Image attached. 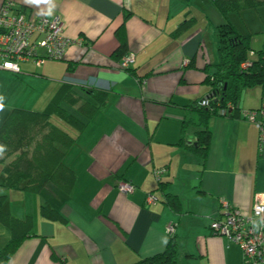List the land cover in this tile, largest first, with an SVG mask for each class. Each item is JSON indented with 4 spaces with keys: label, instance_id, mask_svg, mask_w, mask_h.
I'll return each mask as SVG.
<instances>
[{
    "label": "crops",
    "instance_id": "crops-1",
    "mask_svg": "<svg viewBox=\"0 0 264 264\" xmlns=\"http://www.w3.org/2000/svg\"><path fill=\"white\" fill-rule=\"evenodd\" d=\"M6 2L32 17H59L64 35L82 41L62 60L21 62L19 74L0 71L2 86L7 81L27 95L7 113L21 106L44 112L60 99L83 127L49 118L74 139L66 150L58 145L74 174L69 193L5 188L0 164V216L29 224L5 264H134L164 251L169 227L179 264H245L241 249L209 226L224 219L225 207L248 214L256 196L264 199V148L258 150L257 129L240 116L207 117L194 108L213 92L208 78L218 57L219 15L211 3L0 0V9ZM122 44L124 53L115 54ZM251 47L264 51L263 43ZM129 56L133 64L120 69ZM70 93L98 108L86 117L69 106ZM94 95H103L104 104ZM239 109H264V85L244 90ZM203 121L210 137L204 158L188 149ZM160 169L166 172L154 176ZM121 181L134 192L120 193ZM151 193L155 202L148 204ZM43 206L58 217L43 216ZM12 235L0 219V251Z\"/></svg>",
    "mask_w": 264,
    "mask_h": 264
},
{
    "label": "trees",
    "instance_id": "trees-1",
    "mask_svg": "<svg viewBox=\"0 0 264 264\" xmlns=\"http://www.w3.org/2000/svg\"><path fill=\"white\" fill-rule=\"evenodd\" d=\"M208 1L219 15V23L215 27L218 57L211 65L214 72L208 78L213 87L212 94L207 97L209 105L201 106L200 101L194 108L205 113L207 117L212 115L238 117L240 116L239 101L243 91L264 85V51L252 49L250 36L238 34L229 17L232 14L264 6V0ZM17 11L28 15L23 8ZM124 51L125 45L122 44L115 54L122 55ZM245 62L249 64L243 68L242 65ZM93 97L98 103L104 104L103 95ZM59 100L52 101L44 112L14 109L6 117L0 128V164L3 173V187L39 193L51 186L62 193L70 192L74 183V174L63 163L64 152L59 149L58 145L66 150L74 143V139L68 137L49 118L56 115L67 124H73L79 129L83 125L60 108ZM67 102L70 107L77 106L76 110L86 117L92 115L98 108L81 101L73 93H70ZM222 110L229 111L222 115L220 113ZM204 121L197 125L199 130L196 132V145L188 148L202 158L207 153L210 139ZM168 197L173 209H177L178 204L170 196H167V199ZM41 213L49 219L58 217L57 212L47 206L41 208ZM0 219L13 232L11 240L0 251V264H5L27 237L29 224L15 221L4 215H1ZM169 235L163 252L134 264H179L175 237L171 236L172 234Z\"/></svg>",
    "mask_w": 264,
    "mask_h": 264
},
{
    "label": "built area",
    "instance_id": "built-area-1",
    "mask_svg": "<svg viewBox=\"0 0 264 264\" xmlns=\"http://www.w3.org/2000/svg\"><path fill=\"white\" fill-rule=\"evenodd\" d=\"M71 40L63 33V24L59 17H32L26 13L13 11L12 4L6 2L0 9V71L19 74V63L31 61L36 67L47 60H62L67 49L81 43ZM252 54V53H250ZM133 57H125L120 69L126 70L133 64ZM249 62L243 63L242 67ZM201 106L209 105L208 99L200 102ZM230 110H232V107ZM228 107V108H229ZM229 111V110H228ZM222 110V115L228 113ZM257 115L264 117V109L259 111H240V117L255 126L258 131V150L264 148V120H257ZM165 169L154 171V176L164 174ZM120 193L128 195L135 190L134 186L121 181L117 185ZM146 202L152 204L155 198L150 194ZM224 219L210 223L214 235L225 237L238 246L245 264H264V199L256 196L251 211L242 213L235 208H227ZM169 234L173 229L169 227Z\"/></svg>",
    "mask_w": 264,
    "mask_h": 264
},
{
    "label": "rangeland",
    "instance_id": "rangeland-1",
    "mask_svg": "<svg viewBox=\"0 0 264 264\" xmlns=\"http://www.w3.org/2000/svg\"><path fill=\"white\" fill-rule=\"evenodd\" d=\"M207 2L209 1L207 0ZM210 7L212 11H214L215 13L216 10L212 6V4ZM263 19H264V6L259 8L249 9L239 14H232L229 17V20L235 27L238 34L242 36L245 35L246 28H249L248 30H250V32L253 33V35L252 36L246 35V36H250V42L252 43V45H257V44L261 45L262 43L264 44ZM259 32L260 34H257ZM215 40H216V36H215ZM3 83H4L3 86L0 84V121H2V118L6 117L5 113L9 112L12 108H14L13 106H19V105H15L17 102H19V104L22 105L27 97V95L21 93L20 90L18 89L15 90L13 88H10L11 85H9L7 81H4ZM34 99L35 98H32V100ZM9 106L11 107L9 108ZM18 109L28 110V108H23V106L18 107Z\"/></svg>",
    "mask_w": 264,
    "mask_h": 264
}]
</instances>
